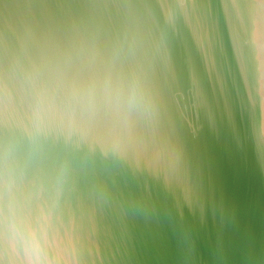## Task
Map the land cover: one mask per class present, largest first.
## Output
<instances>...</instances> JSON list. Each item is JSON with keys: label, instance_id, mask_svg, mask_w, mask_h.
<instances>
[{"label": "water", "instance_id": "95a60500", "mask_svg": "<svg viewBox=\"0 0 264 264\" xmlns=\"http://www.w3.org/2000/svg\"><path fill=\"white\" fill-rule=\"evenodd\" d=\"M264 264V0H0V264Z\"/></svg>", "mask_w": 264, "mask_h": 264}, {"label": "clouds", "instance_id": "9594fccd", "mask_svg": "<svg viewBox=\"0 0 264 264\" xmlns=\"http://www.w3.org/2000/svg\"><path fill=\"white\" fill-rule=\"evenodd\" d=\"M30 264H31V260H30Z\"/></svg>", "mask_w": 264, "mask_h": 264}]
</instances>
